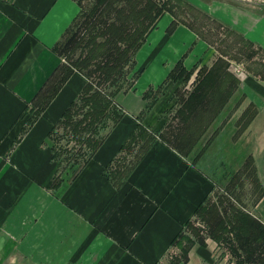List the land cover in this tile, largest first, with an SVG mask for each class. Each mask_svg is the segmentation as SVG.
<instances>
[{
  "label": "crops",
  "instance_id": "obj_1",
  "mask_svg": "<svg viewBox=\"0 0 264 264\" xmlns=\"http://www.w3.org/2000/svg\"><path fill=\"white\" fill-rule=\"evenodd\" d=\"M80 13L79 0H0V262L168 264L200 204L264 149V128L256 127L264 119V82L242 80L245 92L238 89L201 135L197 164L149 122L168 98L162 93L151 104L145 92L160 89L179 60L193 68L206 47L186 30L174 37L187 45L182 51L159 45L164 29L154 28L136 54L140 76L119 102L124 116L70 175L54 157L50 132L86 79L74 70L45 96ZM252 104L256 116L238 125ZM209 248L196 243L177 264H203Z\"/></svg>",
  "mask_w": 264,
  "mask_h": 264
},
{
  "label": "rangeland",
  "instance_id": "obj_2",
  "mask_svg": "<svg viewBox=\"0 0 264 264\" xmlns=\"http://www.w3.org/2000/svg\"><path fill=\"white\" fill-rule=\"evenodd\" d=\"M79 1L81 4L80 16L74 29L60 47L65 65L56 75V81L72 65H75L74 69L82 75L90 73L94 68V60L89 62L88 51L95 42L103 41L106 36L108 37L112 33L109 24L112 21L119 22L116 17L118 11L121 10L125 15H129L124 21V25L128 24L127 28L123 25L125 30L132 32L137 30L140 33L137 37H144L145 41L154 28L164 29V34L158 44L175 46L174 50L182 51L185 46L187 47L185 44L176 42V38L174 39L183 30L192 32L195 39L202 40L206 47L205 55L199 60L197 59L194 67L190 69L192 71L190 79L182 77L176 79L169 75L160 89H150L145 92L149 99L148 102L151 104L155 103L162 93L165 94V98H168L167 103L163 104L164 110L158 119L153 117L149 122L155 128H161L160 137L167 138L178 151L197 164L202 154L198 150V141L207 128H196L195 126L185 128L184 125H181L176 114L177 109L182 106L181 99L188 94V91L194 89L198 71L202 68L200 73H205L208 69L217 68L223 77L219 81L221 85L218 84L219 88L213 95V102L208 107V114L205 117L206 121L212 119L211 123L224 112L230 98L238 89L239 93L244 91L240 88L243 79L251 76L264 82V0ZM157 12H160V15L151 27V20ZM166 29L175 31V35L168 34ZM169 51L167 55L172 58L173 49L171 48ZM136 56L133 57L134 62L124 64L125 73L118 76L119 83H124V79L136 71L141 73V66H136ZM86 62L90 64L87 69H82L84 63L88 64ZM140 73L130 78L128 83L125 82L124 86H128L130 82L135 85ZM177 73L178 71L175 74L177 75ZM84 77L87 82L88 78ZM236 79L239 80L238 84ZM94 80H98V78ZM134 85L127 88L126 92L130 91ZM122 94L120 92L117 95L119 102H121ZM121 107L124 111L122 104ZM257 111L256 104L249 105L243 119L238 120V125L243 126L250 123ZM144 112L139 116L140 119L145 118ZM113 124L114 122L109 120L108 125L101 128L96 135L74 133L70 126L64 127L63 124H59L50 137V141L57 146L56 158L61 162L62 171L66 170L70 175L76 173L83 163L93 156L94 152L90 147L93 139L104 137L106 130L112 128ZM256 127L264 128V119L258 121ZM202 151L204 152V150ZM246 161H248L247 165ZM221 173L222 171L219 175ZM236 173L233 181H229L227 184L219 182L218 188L208 197L206 204L216 203L219 205L223 203L226 205L232 202L236 207L250 212L264 222V149L257 155L248 156L244 163L238 166ZM203 216L196 212L187 221L182 236L176 244L177 248L172 251L168 264H176L185 260V252L189 253L193 245L200 239L205 243H210V248L204 251V254L208 255L210 259L203 264H237V259L232 255L229 247L209 236L206 224L202 219ZM252 254L256 256L257 253ZM0 264H9V262H0ZM246 264L255 263L246 262Z\"/></svg>",
  "mask_w": 264,
  "mask_h": 264
},
{
  "label": "trees",
  "instance_id": "obj_3",
  "mask_svg": "<svg viewBox=\"0 0 264 264\" xmlns=\"http://www.w3.org/2000/svg\"><path fill=\"white\" fill-rule=\"evenodd\" d=\"M121 11H118L116 17L119 22L112 21L109 24L112 33L108 37L106 36L103 41L95 42L90 47L88 60L89 62L94 60V68L90 73L88 72L90 76L88 73H84L88 81L78 98L66 108L58 123L53 127L50 137L59 124H63L64 127L70 126L73 128L74 133L81 132L88 135H96L101 128L108 125L109 120H112L114 122L113 125H115L124 116V111L117 100V95L120 92H126L127 88L132 87L134 85L133 82H130L126 87L124 83H128L130 78L140 72L136 71L131 76L126 77L124 83L118 82V76L125 73V63L134 62L133 57L145 42V38H138L137 35L140 33L137 30L135 32L125 30L124 27L127 28L128 24L124 25V21L129 15H125ZM159 15L160 12H157L153 16L151 27ZM89 62H86L88 63L87 65L84 63L82 69H87ZM74 66L72 65L69 70L67 68L57 82L48 86L45 97L49 95L52 97L56 93L62 83L75 70ZM80 66L82 67V65ZM201 69L197 73L194 89L188 91V94L181 99L182 106L177 109L176 117L179 118L181 125H184L185 128H191L192 126L208 128L212 121V119L206 121L205 117L208 114V107L213 102V95L218 90L219 85H221L219 81L223 77H221L220 70L217 68L208 69L205 73H200ZM176 71H178L177 75L175 74ZM191 74L192 71L180 60L170 72V77L190 79ZM95 78H98V80H94ZM236 83H239L238 79H236ZM45 103L47 102L43 100V104ZM246 125L247 123L243 126L245 127ZM139 128L146 127L139 123ZM103 139L104 137L93 139L90 145L93 152L96 151ZM162 139L174 147L167 138L162 137ZM56 149L57 146L54 145L55 158ZM248 161L245 162L246 165ZM236 174H234L231 181L235 179ZM261 196L262 194L259 199ZM207 200L208 198L200 204L196 212L204 215L202 219L206 224V231L209 236L220 243L226 244L232 255L236 257L237 264H246V262L264 263V222L250 212L236 207L232 202L226 205L223 203L219 205L209 203L207 205ZM198 243L206 245L201 239L198 240ZM185 253L187 259L188 252L186 251ZM252 253L257 254L253 256L254 254Z\"/></svg>",
  "mask_w": 264,
  "mask_h": 264
}]
</instances>
